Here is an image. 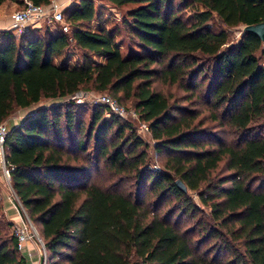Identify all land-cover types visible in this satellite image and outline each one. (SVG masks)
Wrapping results in <instances>:
<instances>
[{"label":"trees","instance_id":"16d2710c","mask_svg":"<svg viewBox=\"0 0 264 264\" xmlns=\"http://www.w3.org/2000/svg\"><path fill=\"white\" fill-rule=\"evenodd\" d=\"M106 1L130 4L109 26L93 0H72L60 8L65 28H0V122L90 85L130 99L163 156L161 168L146 165L143 139L100 102L36 105L10 125L3 165L36 226L41 263L264 264V42L242 29L264 20V0ZM211 18L241 25L238 36ZM156 81L182 88L195 112L168 101ZM199 106L229 139L201 125V114L193 122ZM100 168L115 179H91ZM13 224L0 218V264H26Z\"/></svg>","mask_w":264,"mask_h":264},{"label":"rangeland","instance_id":"374dc122","mask_svg":"<svg viewBox=\"0 0 264 264\" xmlns=\"http://www.w3.org/2000/svg\"><path fill=\"white\" fill-rule=\"evenodd\" d=\"M93 1L96 5L97 18H98L97 20L101 21L105 26H109L111 24L117 23L120 13L123 12V10L126 6L130 5L129 3H126V4H123L121 6L114 7V6L110 5L106 0H93ZM14 8H18V4H15ZM189 11H190L189 7H185L183 9L184 14L188 13ZM55 23H56V21H52V22H49L48 24L52 25ZM209 23L214 25V26H217V27L225 28L228 31L229 37L231 39H234L238 36L239 30L241 28V25L224 26L223 24H221L218 20H216L214 18H211ZM124 44L125 43H123L122 48H124ZM70 46L74 51V53L71 57V60L76 59L78 49H76L72 43H70ZM259 59H260V61H262L264 63V55L260 56ZM155 85L167 96L168 101H172L173 103L183 105L189 111L195 112V101L191 100L189 102V100L186 99L185 94H184L185 92L182 88L176 86L175 84H170V83H165V82H160V81H156ZM101 92L108 93L106 90L94 89L90 85L81 86L77 89V91L74 93L73 96H68L65 98H55V99L54 98H41L34 105H31L29 107L16 108L15 110L12 111L11 115L20 118L21 115L26 113L32 107H34L36 105L47 104V103L52 102V101H72V102L77 103V104L89 105V104H92L93 102H95L94 97L98 93H101ZM108 94L111 95L110 93H108ZM111 96H113V95H111ZM120 101L119 102L124 107H126L129 110H133L135 112L134 116H126L124 118L129 120V122L132 124L135 132L145 142V145L142 147L145 150L146 165H149L150 167L161 168V160H162L163 156H162V154L155 153V151L152 147L154 139L151 137L149 130H148V127L146 129H138V127H137L138 122L141 121L142 119L138 116L137 111L133 108L130 99H120ZM199 108H201V111L197 114L196 117L194 116L193 122H195V119H198L199 117H201V116H199L201 114V115H203L202 116L203 118H201L202 119L201 125H204L208 130L209 129L212 130V132L213 131L216 132L219 135V137H222L225 139H227V138L229 139L231 137V134L226 130V128H224V127L215 128L211 124L208 117L206 116V114H207L206 111L202 110V106H199ZM83 117H84V120H86L87 111L84 112ZM221 171H223V170H222V167L220 164L215 169L212 170L213 173L214 172L218 173ZM91 179L105 185V184L112 182L115 178L112 175H109L103 168H100L97 172H94L92 174ZM118 181L119 182L124 181V178L122 180L119 179ZM121 185H122V183H121ZM123 185L126 186V183H123ZM187 192L191 196L192 201L196 205H198L202 210H204L205 207L199 202L195 192L193 190H187ZM4 195L7 197L6 202L9 203V206L7 208L3 207V203H2V202H4V197H3ZM1 196H2V200L0 199V218L3 220L10 219L9 214H11L12 212H15L16 220L19 217H21L24 220L29 221L37 233L36 226L27 218L23 207L20 205L15 194H13L12 189L8 185V176L3 173L2 164L0 167V197ZM163 208H161V209H163ZM197 213H198L197 215H200L201 212L198 211ZM11 221L14 223L13 220H11ZM194 223H195V221H193L192 219H182V221H181L182 226L181 227H183V226H188V227L194 226Z\"/></svg>","mask_w":264,"mask_h":264},{"label":"built area","instance_id":"2783aa9c","mask_svg":"<svg viewBox=\"0 0 264 264\" xmlns=\"http://www.w3.org/2000/svg\"><path fill=\"white\" fill-rule=\"evenodd\" d=\"M60 5L50 0L47 3H34L29 0H24L21 7L14 8L10 11V21L5 28H10L14 35H17L25 29L27 25H41L48 24L52 21L60 23L62 28L67 26L66 22L62 19ZM75 93V92H74ZM74 93L70 96H73ZM95 102L103 103L108 112L116 114L121 117L134 116L135 112L124 107L117 99L108 93L101 92L94 97ZM138 129H146L147 123L144 120L138 122ZM7 130L4 121L0 122V161L2 164V171L7 175V168L3 165L1 142ZM14 194V193H13ZM13 232L16 237V246L20 248L24 241L28 238H35L38 243L41 262L44 258V249L40 238L38 237L35 229L29 221L19 218V222L13 224ZM42 264V263H41Z\"/></svg>","mask_w":264,"mask_h":264},{"label":"crops","instance_id":"0c3cea01","mask_svg":"<svg viewBox=\"0 0 264 264\" xmlns=\"http://www.w3.org/2000/svg\"><path fill=\"white\" fill-rule=\"evenodd\" d=\"M55 3L59 4L60 7L63 5L69 3L72 0H53ZM15 2L11 0H4L3 2L0 3V28H5L9 21H10V16L9 13L10 11L14 8ZM22 116V115H21ZM18 117H15L13 115L8 116L4 122L6 127L8 128L10 125L15 124L18 121ZM0 167H1V162H0ZM4 202L3 207L7 208L9 206V203L6 202V196L4 195ZM2 200V196L0 197ZM9 218L14 221V223L19 222V218L16 220L15 217V212H12L9 214ZM20 252L24 256L26 264H41L40 262V249L38 246L37 241L34 238H28L24 241L22 246L20 247Z\"/></svg>","mask_w":264,"mask_h":264},{"label":"water","instance_id":"95a60500","mask_svg":"<svg viewBox=\"0 0 264 264\" xmlns=\"http://www.w3.org/2000/svg\"><path fill=\"white\" fill-rule=\"evenodd\" d=\"M242 29L256 34L260 38V40L264 42V20H260L252 23H246L242 25ZM174 182L177 185V187L180 188L181 190L185 189L183 182L179 178L177 177L174 178ZM40 262H41V257H40Z\"/></svg>","mask_w":264,"mask_h":264}]
</instances>
